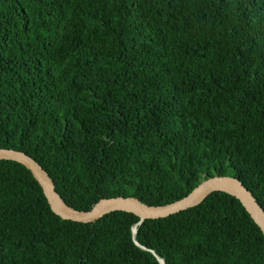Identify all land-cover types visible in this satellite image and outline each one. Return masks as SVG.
Returning <instances> with one entry per match:
<instances>
[{"label": "trees", "instance_id": "trees-1", "mask_svg": "<svg viewBox=\"0 0 264 264\" xmlns=\"http://www.w3.org/2000/svg\"><path fill=\"white\" fill-rule=\"evenodd\" d=\"M0 147L26 152L73 208L165 205L240 179L264 209V0H0ZM57 215L0 159V264H264L235 196L139 225ZM150 249V250H149Z\"/></svg>", "mask_w": 264, "mask_h": 264}, {"label": "water", "instance_id": "water-1", "mask_svg": "<svg viewBox=\"0 0 264 264\" xmlns=\"http://www.w3.org/2000/svg\"><path fill=\"white\" fill-rule=\"evenodd\" d=\"M0 159L17 161L28 167L44 188L53 211L65 220L90 223L114 211L121 210L135 213L140 217V221L134 226L133 238L135 243L144 249L148 248L137 241L139 225L144 221L166 218L196 207L210 194L217 191H223L238 198L264 232L263 207L253 192L240 179L233 176L217 175L210 177L201 182L187 196L165 205H149L137 197L118 196L101 199L90 210L82 211L73 208L63 199L48 171L26 152L0 147ZM151 251L161 264H166L165 260L156 254L154 250Z\"/></svg>", "mask_w": 264, "mask_h": 264}]
</instances>
